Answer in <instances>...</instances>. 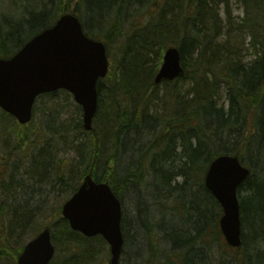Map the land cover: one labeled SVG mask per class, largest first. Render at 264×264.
I'll use <instances>...</instances> for the list:
<instances>
[{"label":"trees","instance_id":"obj_1","mask_svg":"<svg viewBox=\"0 0 264 264\" xmlns=\"http://www.w3.org/2000/svg\"><path fill=\"white\" fill-rule=\"evenodd\" d=\"M236 1L244 11L240 26L247 30L251 48L255 43L263 48L248 67H241L234 57L232 30L220 24V9L223 6L229 15V0H12L13 8L8 4L17 21L5 23L0 13V58L12 57L61 14L72 12L81 20L87 16L86 35L101 41L108 57L116 51L124 62H113L97 84L94 131L85 132L89 139L81 145L82 160L76 139L69 146L67 142L76 130L64 136L55 127L67 124L62 120L67 107L80 112L67 92L38 97L27 125H18L0 110V264H15L25 243L45 227L51 229L56 247L50 264H94L103 253L108 256L101 237L88 239L71 231L60 209L50 208L49 196L56 186H63L62 198H69L87 174L96 182H108L119 199L130 184L141 186L149 175L155 202L176 201L171 209L182 212L183 226L159 232L161 241L171 245L167 258L177 252L176 260L182 264H214L206 245L209 233L197 229L207 213L215 221L216 234L210 241H221L226 249L237 252L215 264H255L248 252L254 246L252 252L258 256L257 242L264 246V173L256 171L264 167V160L263 150L250 151L258 146L249 144L251 137L264 134V0ZM127 4L135 10L145 4L138 16L146 21H128ZM120 33L125 38L120 39ZM169 47L179 49L184 72L173 82L157 85L154 77ZM185 80L190 87L183 92L180 83ZM222 90L229 96L227 105L221 103ZM206 106L216 110L209 115ZM242 124L244 136L234 132ZM77 125L84 134L80 120ZM68 151L77 154L75 163L65 159L63 153ZM128 154L131 161L125 165L122 160L120 165V155ZM228 154L237 156L251 171L238 189L242 245L237 249L222 241L220 206L203 185L211 161ZM194 211L200 212L196 218H192ZM137 221L143 225L139 217ZM148 224L149 239L155 240L156 227ZM197 244L203 246L202 252L196 251ZM154 247L150 245L152 252ZM262 253L258 264H264Z\"/></svg>","mask_w":264,"mask_h":264},{"label":"water","instance_id":"obj_2","mask_svg":"<svg viewBox=\"0 0 264 264\" xmlns=\"http://www.w3.org/2000/svg\"><path fill=\"white\" fill-rule=\"evenodd\" d=\"M108 71L105 46L83 33L76 17L62 16L49 30L28 41L10 59H0V109L20 125L30 122L38 96L60 89L82 106L84 129L91 131L97 108L96 84ZM176 48L165 51L155 84L173 81L182 73ZM264 82V73H263ZM249 171L236 157L221 155L208 166L205 188L222 210V235L230 247L241 245V219L237 190ZM61 214L71 230L85 237L101 236L110 246L109 264H118L123 238L121 204L108 184L85 176ZM55 253L49 229L30 240L16 264H49Z\"/></svg>","mask_w":264,"mask_h":264},{"label":"rangeland","instance_id":"obj_3","mask_svg":"<svg viewBox=\"0 0 264 264\" xmlns=\"http://www.w3.org/2000/svg\"><path fill=\"white\" fill-rule=\"evenodd\" d=\"M157 4H160V2L158 1ZM1 5L5 10H3V8L0 6V13L3 12L7 15H11L12 10L8 6V1L1 0ZM145 7H146L145 4L139 6L138 8H136V10L134 7H130L127 13L129 15V16L127 15L128 16L127 20L133 21L135 18L141 19L139 18L138 15L145 10ZM7 11H9L10 13H8ZM228 11H229V15L225 14V8H223V6L221 7L219 12L220 24L225 28L228 26V29L232 30V33L230 34V36H232L231 43L236 47V53L234 57H237L239 61L243 64L249 63L252 60L257 59L259 56H261V52L263 51V48L262 46H258V48L256 47V49H253L249 46L251 40L249 34L247 33L245 27L240 26L241 21L244 17V11L241 4H239L236 0H229ZM155 12L156 10H154L152 13L155 14ZM141 20L142 22L146 21V19H141ZM223 40H224V36L217 41L221 42ZM119 59H120V55L118 54V52H113V62H116ZM189 77L190 74H187V78H188L187 80H189ZM187 80L180 83V87L181 90H183V92L188 91L190 87L189 81ZM226 97L227 94L225 93V90H222V94H221L222 103H224ZM67 111H68L67 116L73 114L75 115L74 117H78L76 114L73 113L72 105L67 109ZM66 121L69 124H75L77 119L72 120L70 118H67ZM76 126H77L76 131H78L77 130L78 125ZM78 139H83L82 135L81 136L79 135ZM262 141L263 142L261 143V145H259L260 147L255 148L253 146L258 145V141L253 140L249 144L252 145L253 147L250 151H254L256 153L259 150H263L264 139ZM139 152L140 151H138L137 154H139ZM137 154L135 153V159L137 157ZM130 155L128 154L126 158L122 156L123 159L121 158L120 155L119 162L121 160H126L124 161L125 162L124 164L128 165V163L131 161L129 158ZM67 156L68 158H73L74 154L73 152H71ZM251 156L254 158V155ZM99 167H100V172H102L103 166L100 164ZM126 168H132V166L130 165L129 167ZM256 171L264 173V167H262L261 165L257 168ZM149 182H150V178L148 175L146 176V179L143 180L141 186L139 185L137 186L136 184L135 185L130 184L132 186H128V188L124 190V194L121 192L123 197L122 208H123L124 227H125V231H127L128 234L123 248V254L120 259V264H178L175 262L173 263L171 258H167V256H171L170 254L171 245L165 241H161L159 234V232H161V229L167 230L165 226H162L161 221L163 219H165L166 217L167 218L173 217L176 220L181 219L180 217L177 216L176 214L177 212L171 209L173 204H176V201H174L173 198H170L168 200L162 201L161 204L159 203L157 204L154 200L155 198H153V190H150V187L148 185ZM243 195L244 194H242V196ZM53 202L59 203L60 202L59 198L58 197L51 198V203ZM138 217L141 220H143V223H146L148 218L149 219L148 223H151L154 225V227H156V229H154L153 232L156 237L155 240L152 239L151 236L149 239L148 233H145L146 231L145 229H143L144 226L140 225V221L139 222L137 221ZM182 223L184 224V221ZM183 224L181 225L183 226ZM158 227H160L161 229ZM162 237L163 236L161 234V238ZM151 244L155 246L154 247L155 250L153 249L154 252L153 254L150 248ZM260 244L261 243H259L258 241L257 249L259 252L257 253H261L264 250L263 249L264 246H261ZM207 246H209V244H207ZM250 248L251 249L249 250L248 254L249 255L255 254V252H252L255 249V247L251 246ZM236 253L237 252L235 251H229L228 249H226L221 241L215 242L210 246V257L213 260L214 264L215 262L217 263L220 262V259L224 257V255L231 257L236 255ZM108 260H109V255L105 257L103 253L100 256V258L98 257L94 261V264H107Z\"/></svg>","mask_w":264,"mask_h":264},{"label":"bare ground","instance_id":"obj_4","mask_svg":"<svg viewBox=\"0 0 264 264\" xmlns=\"http://www.w3.org/2000/svg\"><path fill=\"white\" fill-rule=\"evenodd\" d=\"M8 1V4L11 6L12 5V0H7ZM0 6L2 7V5H1V0H0ZM129 6H130V4H127L126 5V7H127V9H129ZM12 7V6H11ZM13 8V7H12ZM5 18H4V20H3V22H5V23H10L11 21L12 22H15V21H17V19H16V17L15 16H13V9H12V13H11V15L9 16V15H7V14H5V13H1ZM23 15H26V12H23L22 13ZM62 16H71V17H76L77 19H78V21H79V23H80V25H81V27H82V30H83V33L86 35V30H87V24H89V19L87 18V16H84L83 17V19L81 20V19H79V17L76 15V14H74V13H72V12H68V13H63V14H61L55 21H54V24H56L57 23V21L62 17ZM26 17V16H25ZM27 17H28V15H27ZM54 24L52 25V26H50V27H47V28H45L43 31H46V30H49L50 28H52L53 26H54ZM242 24V23H241ZM95 30V29H94ZM93 29H92V31H94ZM43 31H41V32H43ZM40 32V33H41ZM40 33H38V34H40ZM37 34V35H38ZM121 34V33H120ZM36 36V35H35ZM34 36V37H35ZM87 37H88V39H91V40H93V41H97V40H94V39H92L90 36H88V35H86ZM121 37H123V38H125L122 34H121V36L119 37L120 39H122ZM97 42H101V41H97ZM121 42V41H120ZM102 43V42H101ZM252 43H250V47H252V45H251ZM258 46H261V45H259V44H254V47L253 48H258ZM114 52H116V51H114ZM163 54H164V52H163ZM124 57H121L120 59H119V61H120V63L122 64L124 61H122V59H123ZM112 63H113V56H112V58H110V57H108L107 58V65L108 66H112ZM242 65H241V67H248L249 66V63H245V64H243V63H241ZM98 84V83H97ZM97 84H96V92H97ZM181 88V87H180ZM159 95L160 96H162V95H164L163 94V87L161 86L160 87V91H159ZM228 95H227V97H226V100L224 101L225 102V104L227 105L228 103H227V99H228ZM36 101H37V98L35 99V102H34V105H33V108H32V118H31V120H30V122L32 121V119H33V109H34V106H35V104H36ZM222 103V102H221ZM77 106V108L80 110V112H78L77 110H76V107H73V113L74 114H76L78 117H74L75 115H73V114H71V115H68L67 116V114H68V111L66 112V114L63 116V118H62V120H66L67 118H70V119H72V120H74V119H77V121L75 122V124H69V123H67V121L65 122V123H67V124H62V125H60V127H57V126H55L56 127V130H58V132H61V134L62 135H64V136H67V135H69V134H71L73 131H75L76 130V125L79 123V120L81 121V124H83V109H82V106L81 105H79V104H77L76 105ZM148 107H150V106H148ZM69 107H67L66 108V110L68 109ZM97 108H98V92H97ZM97 108H96V112H95V114H94V116L92 117V121H91V125H92V129H91V131H89L90 133H93V131H94V119H95V116H96V113H97ZM206 108H207V106H206ZM206 108H204V109H202V110H205ZM165 110V112L168 114V110L167 109H164ZM212 110H216V109H214L212 106H209L207 109H206V113H208L209 115H211L212 114ZM233 110H235V108H233ZM235 112V111H234ZM214 113V112H213ZM211 117V116H210ZM81 118V119H80ZM238 118V117H237ZM241 119V116H239V120ZM29 122V123H30ZM29 123H27V124H29ZM27 124H24V125H27ZM23 126V125H22ZM244 129H245V126H244V128H243V124L242 125H236L235 126V128H234V132H236V131H240L241 133H242V136H244L245 135V133H243L244 132ZM77 130L78 131H76L75 133H74V135H73V137L72 136H70V138H67V142H68V146H69V141L70 140H75L77 143H78V145H77V147H78V156H79V158L82 160L83 159V157L84 156H82L81 155V145L85 142V143H88V139H89V136L84 132V134L82 133V131L80 132V130L77 128ZM89 132H87L88 134H90ZM158 134V128H157V126H155V135H157ZM79 135L81 136L82 135V137H83V139H78L79 138ZM258 135V134H257ZM256 140V141H258V143H260L261 142V140H263L264 139V134L263 133H261L260 132V134L258 135V136H253L252 137V140ZM87 146H88V144H87ZM258 147H260L259 145H257ZM264 150V149H263ZM71 152H73V154H74V157L73 158H68V154L69 153H71ZM64 154V157H65V159H67L68 161L70 160L71 161V163H75L77 160H76V158H77V154L74 152V151H68L67 153H63ZM123 155V154H122ZM122 155H121V158H122ZM139 156V155H138ZM51 159H54V157H53V155L51 154ZM263 160H264V151H263ZM122 161V160H121ZM140 161H141V159H140ZM101 164V163H100ZM102 165V164H101ZM120 165H121V162H120ZM100 166V165H99ZM98 166V169H97V171H98V173L100 172V167ZM248 169V171H249V174H248V176H247V178L243 181V183L241 184V185H243L244 184V182L248 179V177H249V175L251 174V171H250V169L249 168H247ZM96 170H95V172H97ZM87 175H90L91 176V174H87ZM256 177L257 178H259V180L260 181H262V179H261V176L259 175V176H257L256 175ZM91 178L93 179V180H95L92 176H91ZM100 183H104V184H108L109 185V183L108 182H100ZM240 185V186H241ZM129 186H132V185H129ZM109 187H110V189H111V191H112V193L114 194V196L119 200V202H120V204H121V226H120V228H121V234H122V238H123V244H122V248H121V253H120V257H119V261H118V264H120V259H121V256H122V254H123V248H124V245H125V242H126V237H125V227H124V220H123V204H122V199H123V197H121V199H119L118 197H117V195L114 193V191L112 190V188H111V186L109 185ZM65 190V188L63 187V186H60V185H58V186H56L55 188H54V192H52V193H50V196H49V199L50 198H54V197H58L59 198V203H55V202H53V203H50V208H51V206H53L54 208L55 207H58L59 209H60V213H61V211H62V207H63V205L64 204H66L68 201H69V199L77 192V190H76V192H74L72 195H70V197L69 198H66V199H64V198H62L65 194H64V191ZM52 191V190H51ZM63 192V193H62ZM156 203L158 204H161V202L158 200V201H156ZM157 204H155V205H157ZM200 208H202V207H200ZM40 209H41V207L39 206V208L37 209V211H36V214L35 215H37L39 212H40ZM202 212V211H201ZM194 213H195V216L193 215L192 216V218H196V217H198V215H199V211H194ZM203 213V212H202ZM177 216L178 217H180V218H182V212L179 210L177 213ZM178 219V218H177ZM202 222H201V224L200 225H197V229H199L200 231H202L203 230V232L204 231H208V233H209V240L208 241H206L207 242V244H209V247L211 246V244H213V243H215V240L214 241H210V240H213V237H214V235L216 234V232H215V234H214V231H215V221L213 220V217L210 215V214H207V213H203V216H202ZM162 225L163 226H165L166 227V229L167 230H170V229H172V228H175V227H179L181 224H183L182 223V221L180 220V219H178V220H176L175 218H173V217H170V218H165V219H163L162 221ZM181 223V224H180ZM151 225V224H150ZM143 229H145V233H147V231H148V228H149V224H148V221L146 222V223H143ZM45 229H48L47 227H45V228H43V229H41L33 238H35V237H37L40 233H42ZM218 230H219V234H220V236H222V232H221V230H220V225H219V220H218ZM50 231V230H49ZM164 229H162L161 230V232H163L164 233ZM78 234H80V233H78ZM81 236H83L82 234H80ZM162 236H163V234H162ZM83 237H85V236H83ZM95 237H101V236H95ZM95 237H85V238H88V239H92V238H95ZM32 238V239H33ZM102 238V237H101ZM103 239V238H102ZM103 241L106 243V245H107V249H108V255H109V260H108V263L107 264H109V261H110V246H109V244L103 239ZM198 243V242H197ZM206 244V245H207ZM196 251L198 252V251H200L201 249L203 250L204 248H203V246L201 245V244H197V246H196ZM149 250H150V248H149ZM152 250V249H151ZM202 250H201V252H202ZM152 254H153V252H152ZM199 254H202V253H199ZM262 254V252L258 255V256H256V254L254 255V254H252V262H254L255 264H258L259 262V256ZM177 255V254H176ZM176 255H174L173 257H170L171 258V260H172V262L174 263H178V264H182V263H179L177 260H176ZM202 259V258H201ZM175 260V261H174ZM207 264H209V262H207Z\"/></svg>","mask_w":264,"mask_h":264}]
</instances>
